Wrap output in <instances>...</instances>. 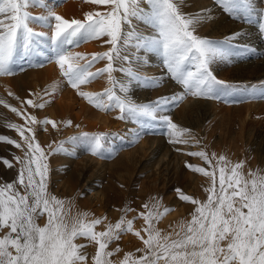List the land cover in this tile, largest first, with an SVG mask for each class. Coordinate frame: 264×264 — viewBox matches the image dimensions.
<instances>
[{
	"label": "snow or ice",
	"instance_id": "6c2138e0",
	"mask_svg": "<svg viewBox=\"0 0 264 264\" xmlns=\"http://www.w3.org/2000/svg\"><path fill=\"white\" fill-rule=\"evenodd\" d=\"M37 2L38 0H0V75L13 74L11 65L19 52L24 57L33 53L44 54L39 51L38 41L45 33L36 32L29 26L30 20L41 21L43 26L52 28L51 36L48 37L51 41L52 58L68 84L96 108L108 109L115 106L121 112L119 119H124L126 114L134 122L142 117L157 119V112H163L169 103L183 99L185 94L210 95L213 85L221 82L209 71V61L224 57L227 49L222 44L230 43L240 35L239 32L233 33L223 42L195 35L192 29L195 19L182 14L175 0H143L148 5L147 8L140 7L141 0H90L92 3L109 5L110 11L85 13L83 21H69L54 12H50L47 17L32 16L25 9ZM217 2L229 13L238 12L247 4V0ZM132 18L154 22L158 35L147 39L137 34L134 28L124 33V24L133 27ZM52 20L55 21L54 24H50ZM261 30L264 31V16L261 18ZM105 35L109 37L106 43L111 45L107 52L93 53L89 58L66 50L67 45ZM121 38L125 47L135 39L136 47L160 50L167 73L182 85L184 92L140 104L131 100L126 95L127 86L117 82L111 75L117 70L113 67V59L121 58ZM105 58L108 63L104 68L97 72L88 71L92 63ZM122 59L128 61L129 58L124 56ZM81 60L84 61L83 64L79 62ZM119 70L130 78L129 83L143 81L142 86H155L158 83L157 80L141 77L130 69ZM103 72L109 74L108 81L113 88L118 86L125 95H117L113 88H107L101 93L79 91L81 84ZM104 96L107 97V102L101 100ZM26 103L33 107H43L42 104H33L31 99ZM0 104L10 107L18 116L23 115L4 100H0ZM25 119L37 122L34 116H27ZM158 119L167 126L172 138L170 142L189 143L181 138L183 133L188 132L187 129H179L168 115H160ZM39 123L56 127V123L49 119L40 120ZM64 124L69 125L71 121H65ZM7 126L16 130L27 150L24 151L23 158L15 157L21 165L17 180L0 184V230L7 229L0 235V264H85L87 256L82 251L85 245L74 242L78 237L95 242L92 264H112L108 259L113 255L112 251H108L109 244L119 238V233L133 232V221L121 216L115 224L107 225L104 231L94 230L100 219L86 221L84 217L87 213H81L69 222L62 212L64 202L47 192L46 160L50 153L46 154L40 146L33 128L15 123ZM25 132L29 135L26 136ZM106 135L98 133L92 137L93 143L89 150L92 155L101 154L102 139ZM0 142L22 148L20 143L5 135H0ZM63 143L59 142L55 148L49 145L51 152L61 151ZM188 155L198 156L211 164L208 154L203 150L189 152ZM0 162L9 168L13 166L6 158H0ZM222 162L225 163L223 167ZM186 166L212 177L213 187L207 189L208 199L201 202L177 189L179 199L192 203L195 208L191 219L181 222V230L175 234V238L171 234L162 235L153 224V220H158L171 209L164 208L157 212L156 204L143 205L146 211L140 215L146 225L144 232L147 238L141 236L139 231H135L134 235L144 245L143 249L136 251L144 254L135 257L133 253H125L120 264H264V174L250 171V178L246 179L239 171L242 163L232 165L226 173L228 165L221 155L216 162L219 170V188L216 189L215 171H207L191 164ZM17 184L24 189L23 194L17 189ZM44 214H47V222L41 226L36 220ZM119 250V247L115 249L117 252Z\"/></svg>",
	"mask_w": 264,
	"mask_h": 264
},
{
	"label": "bare ground",
	"instance_id": "6f19581e",
	"mask_svg": "<svg viewBox=\"0 0 264 264\" xmlns=\"http://www.w3.org/2000/svg\"><path fill=\"white\" fill-rule=\"evenodd\" d=\"M62 2L63 0H38L37 4L30 5L25 10L32 16L41 17H47L50 12H54L69 21L72 19L83 21L85 13L88 12L104 13L110 11L109 5L90 3L88 0H68L65 3ZM182 3H184L182 7H185L187 10L191 8V10L196 9L198 12L202 8L211 9L212 7L208 0H188ZM78 7L81 11H78L79 14L76 15L74 12ZM179 8L181 9V7ZM212 8L214 9V7ZM135 19L132 18L134 21ZM54 23V20L50 21V24ZM230 25L235 27L234 22L231 20H224L223 25L215 24L209 26L215 31V34L223 35L226 32L225 28ZM29 26L36 32L45 33V36L41 37L38 41L40 45L39 51H45L43 46L46 44L45 41L49 40L48 37L51 36V26H43V22L35 20H30ZM252 28L247 27L246 24L240 26L242 30L239 33L244 42L240 44L237 52H235V55L238 56L236 60L247 59L248 57H255L260 54L264 56V38L255 36L253 34L254 29L252 30ZM229 31L231 32V29ZM108 39L107 35L93 40L84 39L79 43L69 45V47L71 46L70 48H67V45L66 49L68 52L81 53L90 58L93 53H102L104 51H100L103 49H106L105 52H107L110 49L111 45L106 43ZM85 41L87 43H84ZM233 41L236 43L238 40L236 38ZM77 44L80 45L74 47ZM120 49L122 48L120 47ZM46 52L45 54L47 55ZM45 54L43 56L35 54L37 56L35 58L34 53L24 57L23 53L19 52L15 62L11 65L13 74L0 75V100L6 101L8 105L16 108L23 114L18 116L11 111L10 107L0 104V135L8 136L22 145V148H16L14 145L0 142V158H6L13 165L9 168L0 162V184L17 180L21 165L15 157L23 158L24 151L27 150L26 145H24L16 130L7 126L9 123H15L25 128H33L35 138L40 146L46 154L50 153L47 155L46 160L48 165L45 181L47 192L64 202L62 212L66 214V219L69 222H71L73 217H78L81 213H87V216L84 217L86 221L97 218L102 220L98 224V228L96 227L94 230L104 231L107 225L115 224L121 216L126 220V215L124 214L126 212L125 209L128 208L118 207L120 199L117 195L120 193H117V191L130 192L136 177L141 178L142 181L140 183L142 186L150 188L155 193V200H160L166 196V203L158 204L155 211L161 212L164 206L168 204L178 207L182 200L179 199V193L175 192V188L180 189L184 194L190 195L185 188L181 187L185 185L191 186L192 177L188 181L189 176L184 177V171L188 168L186 164L196 166L195 159L191 155H188V153L199 151L197 142L183 133L181 138L188 140L189 143H172L170 142L172 138L169 135V130L151 129L150 135H142L141 133L145 130L137 129L136 125L134 127L131 125L121 131L118 130L116 127L117 121L110 113L106 115L103 112L104 110L101 113L97 110L95 111V109L89 106L91 103L78 94L76 88L71 87L67 84L68 82H63L64 79H61V72L54 61L47 63L44 61L45 64L42 63L43 59H45ZM49 56L52 57L51 55ZM48 59L51 58L48 57ZM116 59L118 58H114L112 61L115 69H117ZM39 61L43 65L35 67L34 64H39ZM79 62L81 64L84 63L83 60ZM107 63L108 60L106 58L99 59L91 64L93 66L89 67L88 71L97 72L98 69H102V66H106ZM132 65L134 67L136 63L133 62ZM261 68L264 71V64ZM115 72L116 70L111 75L116 74ZM108 75L106 72L99 74L88 82L81 84L79 91L99 93L102 87L109 85ZM129 84L130 96L135 100V103L139 104L145 99H149V94H152V98H154L162 95V93H173L176 90L171 82H166L165 84V82L161 81L159 84L160 89L158 88L150 92L148 90L141 91L134 82ZM109 88H113V85L111 84ZM114 89L115 87L113 91ZM9 93H12V95H9ZM29 99L33 101V104H42L43 107L38 108L28 105L26 101ZM188 108L189 111H197L198 109L195 105H190ZM176 115L175 112L173 117L175 116L176 118ZM179 115V117L182 116V114ZM27 116L36 117L37 122L26 121L25 118ZM43 119L54 121L56 127L53 128L51 124H40L39 121ZM141 119L143 123L147 124L152 122L158 123L157 120H150L147 117ZM69 120L71 124L65 125L64 122ZM177 126L179 129H183L180 128L181 124ZM117 132L123 134V138L130 142L132 146L129 149L121 145ZM148 132L150 131L148 130ZM83 133H88L89 135L86 136ZM98 133H106L107 135L102 139L103 147L101 154L92 155L89 151L93 143L92 137ZM25 135L29 134L25 132ZM140 137H143V139ZM61 141L64 142L63 149L51 152L49 145L55 148ZM177 149L180 150L178 151ZM16 187L23 194L24 189L19 184ZM173 188L174 191L172 190ZM144 196L142 193L141 195H137L138 199L135 201V206L145 212L146 209L143 205L148 204L151 206L154 203L150 200L144 202L142 199ZM182 206L186 212H190L193 209V204L190 202L188 204L182 203ZM160 220L164 223L163 225L160 224ZM188 220L190 219H176L172 221L162 215L158 220H153V224L156 229L161 231L162 235L171 234L175 238V234L181 230V222H187ZM36 222L43 226L47 222V214L38 216ZM6 231L7 229L0 230V235H3ZM141 236L147 238V234L144 231ZM86 239L78 237L74 242L85 245L82 249L87 256L85 263L92 264L91 257L95 253L96 244L92 240L90 241L91 244H88L86 243ZM115 241H112L108 247V251L113 252V255L108 257L112 264H120L125 253H133L135 257L144 254L143 252L136 251L137 249L144 248L141 239L136 241L137 247H134V245L133 248L129 246V248L123 247L119 253L115 251V247L118 245V242Z\"/></svg>",
	"mask_w": 264,
	"mask_h": 264
},
{
	"label": "rangeland",
	"instance_id": "374dc122",
	"mask_svg": "<svg viewBox=\"0 0 264 264\" xmlns=\"http://www.w3.org/2000/svg\"><path fill=\"white\" fill-rule=\"evenodd\" d=\"M66 1L68 0H63L64 3ZM185 1L188 0H175L178 6L181 7L179 10L182 14L195 19L192 29L194 30V34L201 38H206L214 42H223L225 38L231 34L240 32L242 30L240 29V26L244 24H246L249 28L253 27L252 30L254 29L253 34L255 36L257 35L259 38H264V31L261 30V18L264 16V0H247L246 6L234 13L225 12L218 4L217 0H208L210 2V6L212 5L214 9L212 7L211 9L204 8L205 10L202 8L200 12H198L196 9L191 10L190 8L187 10L185 7H182V4H184L182 2ZM88 2H90V0H88ZM141 3L140 7H148L147 4H143V0H141ZM79 9L80 8L78 7L74 12L76 15L81 11V9ZM224 20H231L234 22L235 27L233 25L226 27V32L223 35L215 34V31H213L209 25H223ZM133 21L134 20H132V28H130L127 24L122 26L124 33L132 31L134 28L137 34L147 39H151L152 37L158 35L154 22H148L137 18L134 22ZM230 29L231 32L229 31ZM237 40L238 41L236 43L232 40L230 43L222 44V46L227 49V54L224 57H216L209 61V71L218 81L221 82L213 85L211 94L208 96H194L192 94H185L183 99H180L174 103H169L163 112L156 113L157 119L155 120H157L159 124L155 122H152L153 125L152 123H143L142 119V121L139 120L138 122H134L133 120L129 119L126 114L124 119H119L118 117L121 115V112L119 108H114L115 106L102 110L96 108L93 104H89V106L100 113L103 110L106 115L110 113V115L113 116L117 121L118 126L116 125V127L118 130L121 131L122 129L130 127L131 125H133L132 127L136 125L137 129L139 128L145 130V133H141L142 135H150L152 131L151 129L167 131V126L162 121H160L158 117L160 115H168L173 123L177 125L181 124L180 128L188 130V132L185 133L186 136L197 142L199 151L203 150L208 154L211 164L206 163L198 156H192V158L195 159L196 166L203 167L207 171H215L216 189L219 188V170L216 168V162L221 155L225 157V161L228 165L226 168V173L230 171V167L232 165L242 163V167L239 169V171L246 179L250 178L248 175L250 171H259L260 174H264V71L261 68L264 64V56L260 54L256 55L255 57L236 60L238 56L235 55V52H237V48L240 46V44L244 42L242 41V37L240 35ZM49 41L50 40L47 41L48 43L45 41L46 44L43 46L45 51L43 50L44 52H42L45 54V52L48 51L49 53L46 52L47 55L45 54L46 56L44 57L45 59H43L42 63H44V61L46 63L53 61L55 62V60L49 56H53V53L50 50L51 41L50 43ZM87 41L84 43H87ZM119 43L120 47L122 48L120 49L121 58L116 59L117 61L115 60L117 63V70L115 72L116 74H114L112 77H114L117 82L123 83L127 86L128 91L126 95L130 99H132L130 96L131 92L128 87V85H130V78L125 72L120 71L119 69H130L133 73L138 74L141 77H149L158 81L157 85L155 86H142L143 81H131L134 82L135 85H138L141 91L148 90V92H150L152 90H156L160 87L159 84L161 81L163 83L165 82V84L166 82H171V84L173 83L177 90H175L173 93H162V95L156 96L154 98H152V94H149L150 98L145 99L142 103L154 101L156 98L162 96L170 98L174 94L184 92L182 85L175 82L167 73L160 50L145 46L136 47L135 39H133L127 47L124 46L123 38H121ZM80 44H77L74 47L79 46ZM70 47L68 45L67 48ZM105 50L106 49H103L100 52H105ZM124 56L129 58L128 61L122 59ZM34 57L37 58L35 54ZM48 57L51 59H48ZM133 62L136 63L134 67L132 65ZM38 63L39 64L35 63L34 66L40 67L43 65L40 61ZM92 66L93 65H91L90 68ZM104 67L105 66H102V68ZM57 68L59 69V67ZM60 76L62 80L64 79L63 82L67 83L66 78L61 73ZM110 85L111 84L109 83V85L102 87L99 93L109 88ZM114 91L119 96L125 95V93L120 91L118 86L115 87ZM104 98L101 97V100L107 102V97L105 96ZM190 105H195L198 108L197 111H189L188 106ZM175 112L177 114V119L175 116L173 117ZM179 114H182L183 117H179ZM148 119L152 120L151 118ZM148 130L150 132H148ZM117 135L118 138H120L121 145H123L124 148L129 149L132 146L130 145V142L123 138V134L117 132ZM141 139H143V137ZM213 154H215L214 157ZM221 166H225V163L222 162ZM186 176H189L188 181H190L192 177L190 183L191 186L185 185L184 187H180L185 188V190L188 191L190 196H192L194 199H198L201 202L206 201L209 195L207 189L213 187L212 177L193 171L189 167L184 171V177ZM141 181V178L136 177L130 192L117 191V193L121 194L117 195V197L120 199V205L118 207H127L128 209L124 214L126 215V220L133 221V232H121L119 233V238L115 241L118 242L117 246L120 249L118 253L123 247L127 248L129 246L133 248V245L134 247H137L136 241H139L140 238L138 239V237L134 235V232L139 231L140 234H142L144 228L146 227L143 217L140 215V213L144 212V210L135 206V201L138 199L137 195H141L142 193L145 195L142 197L144 202L150 200L156 205L160 203L165 204L167 201L166 196L160 200H155V193H153L150 188H145L142 186L140 183ZM175 189L176 192L177 188ZM172 190L174 191V188ZM154 200L155 202H153ZM182 203L188 204L189 202L181 201V204L178 207H175L172 204L164 206V208L171 209L170 211L163 214L164 217L169 218V220L172 221L176 219H191V213L193 212L195 205H193V209L190 212H186L182 206ZM163 209L161 211H163ZM159 222L161 225L164 224L161 220ZM96 227L98 228V224L95 225L94 229H96ZM90 241V239H86V243L91 244ZM223 243L225 242H222V244ZM117 246L115 248H117Z\"/></svg>",
	"mask_w": 264,
	"mask_h": 264
}]
</instances>
